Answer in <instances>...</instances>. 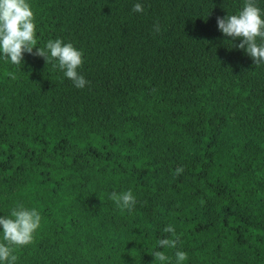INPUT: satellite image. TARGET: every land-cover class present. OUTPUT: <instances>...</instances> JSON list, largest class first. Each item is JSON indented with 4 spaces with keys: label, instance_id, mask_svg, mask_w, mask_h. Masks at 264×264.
<instances>
[{
    "label": "trees",
    "instance_id": "16d2710c",
    "mask_svg": "<svg viewBox=\"0 0 264 264\" xmlns=\"http://www.w3.org/2000/svg\"><path fill=\"white\" fill-rule=\"evenodd\" d=\"M136 2L30 0L37 46L0 60V215L42 216L17 264H160L167 224L185 264H264V64L217 27L243 0ZM56 37L84 88L36 54Z\"/></svg>",
    "mask_w": 264,
    "mask_h": 264
},
{
    "label": "clouds",
    "instance_id": "9594fccd",
    "mask_svg": "<svg viewBox=\"0 0 264 264\" xmlns=\"http://www.w3.org/2000/svg\"><path fill=\"white\" fill-rule=\"evenodd\" d=\"M264 0H243L240 8L224 17H217V27L227 37L240 38L237 47L244 49L256 65L264 64ZM135 12L144 11L143 4L133 5ZM159 31V25L155 26ZM227 42H230L227 43ZM229 47L231 40H226ZM37 46L36 23L30 0H0V60L14 66L24 63L23 54L31 53ZM36 54L45 58L46 64L63 73V77L72 81L76 88H84L88 83L79 71L83 64V50L71 41L61 37L48 39L43 47L36 48ZM12 79L15 76L9 73ZM182 168L175 169L179 174ZM109 199L121 211H132L136 205V196L131 189L120 193L112 192ZM42 216L35 207H26L22 202H15L10 212L0 215V264H17L18 257L14 247L25 246L32 242L34 233L41 226ZM164 233L157 240V246L151 252L154 260L160 264H172V257L160 249H175V264H185L186 251L177 248L178 236L172 224L164 226Z\"/></svg>",
    "mask_w": 264,
    "mask_h": 264
}]
</instances>
